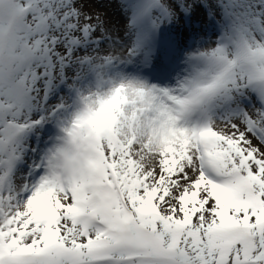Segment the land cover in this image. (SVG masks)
Segmentation results:
<instances>
[{
    "label": "snow or ice",
    "instance_id": "1",
    "mask_svg": "<svg viewBox=\"0 0 264 264\" xmlns=\"http://www.w3.org/2000/svg\"><path fill=\"white\" fill-rule=\"evenodd\" d=\"M0 264H264V0H0Z\"/></svg>",
    "mask_w": 264,
    "mask_h": 264
}]
</instances>
